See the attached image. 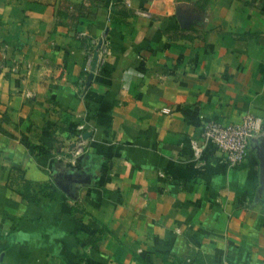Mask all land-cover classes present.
Returning <instances> with one entry per match:
<instances>
[{"label":"crops","instance_id":"0c3cea01","mask_svg":"<svg viewBox=\"0 0 264 264\" xmlns=\"http://www.w3.org/2000/svg\"><path fill=\"white\" fill-rule=\"evenodd\" d=\"M249 113L264 0H0V264H264V128L194 148Z\"/></svg>","mask_w":264,"mask_h":264},{"label":"built area","instance_id":"2783aa9c","mask_svg":"<svg viewBox=\"0 0 264 264\" xmlns=\"http://www.w3.org/2000/svg\"><path fill=\"white\" fill-rule=\"evenodd\" d=\"M93 45L95 49L90 56V76H93L104 63L105 54L108 50L107 42L104 39L99 42L96 41ZM96 52L97 56L95 55ZM263 128V118L251 113L244 115L239 122L235 123L224 124L211 121L206 123L204 127L203 143H195L194 148L199 153L205 144H213L223 153L229 164L238 165L245 162L249 155L250 139L261 133ZM81 137H78L74 147L76 155L86 150V145Z\"/></svg>","mask_w":264,"mask_h":264},{"label":"clouds","instance_id":"9594fccd","mask_svg":"<svg viewBox=\"0 0 264 264\" xmlns=\"http://www.w3.org/2000/svg\"><path fill=\"white\" fill-rule=\"evenodd\" d=\"M41 178H44V179H46L47 177H41Z\"/></svg>","mask_w":264,"mask_h":264},{"label":"water","instance_id":"95a60500","mask_svg":"<svg viewBox=\"0 0 264 264\" xmlns=\"http://www.w3.org/2000/svg\"><path fill=\"white\" fill-rule=\"evenodd\" d=\"M95 55L97 56V52L95 53ZM65 187V186H64Z\"/></svg>","mask_w":264,"mask_h":264},{"label":"trees","instance_id":"16d2710c","mask_svg":"<svg viewBox=\"0 0 264 264\" xmlns=\"http://www.w3.org/2000/svg\"><path fill=\"white\" fill-rule=\"evenodd\" d=\"M28 188V187H27ZM28 190V189H27Z\"/></svg>","mask_w":264,"mask_h":264}]
</instances>
